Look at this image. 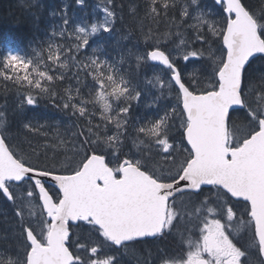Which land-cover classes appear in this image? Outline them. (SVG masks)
Here are the masks:
<instances>
[{
  "label": "snow or ice",
  "instance_id": "6c2138e0",
  "mask_svg": "<svg viewBox=\"0 0 264 264\" xmlns=\"http://www.w3.org/2000/svg\"><path fill=\"white\" fill-rule=\"evenodd\" d=\"M75 3L82 6L84 0H75ZM109 4L111 8L103 9V22L92 24L90 30L75 29L73 44L66 45L64 58L72 57L74 63L83 64V69L75 73L77 82L81 83L79 78L83 72V87L89 88L87 79L91 77L93 83L87 97L79 87L76 96L67 94L66 99L53 91L51 82L68 78L64 72L56 74L58 69L54 67H67L62 62L65 48L59 44L42 43L33 48L34 55L30 58L13 52L0 58V64L7 70L0 71V76L19 85L15 105L18 114L36 106L41 98H47L66 114L86 118V127L73 133L77 139L83 136L79 143L84 148L74 167L41 164L38 154L37 163L33 164L15 150L6 132H0V192L7 200L15 202L11 191L13 183H29L27 196L38 195L42 207L36 222L38 231L33 223L24 221L21 210L16 211L21 219L18 264H114V256L99 257L103 247L127 250L132 244L147 242V238L158 241L173 234L176 223L184 219L183 211L177 207V197L181 203L186 199L196 207L192 229L199 230V238L188 240L186 252L165 259L162 264H248V249L238 246L234 239L244 229L250 234L249 247L256 250L258 257H264V106L253 107L248 99L252 84L248 72L250 58L264 54V9L257 13L241 0H214L222 15L215 24L208 25L203 17L211 13L204 11L202 0H185L183 4L177 0L171 3L170 0H145L139 24L143 47H137L140 37H135L137 43L122 55L117 66L101 59L97 54L99 49L89 44L90 38L98 33L117 31L116 4L114 0H109ZM177 9L182 25L195 32L191 45L181 39L179 45L170 48L171 33L162 37L151 28L143 31L145 21L156 23ZM139 12V7L130 4L131 18L139 19ZM193 20L201 26L199 30L189 23ZM62 23L68 25L66 16L62 15ZM204 26L211 29V36L215 38L212 43L218 42L221 51L210 65L205 62L203 52L195 47L209 43ZM64 31L62 27L59 34L63 36ZM56 35L53 30L52 38ZM134 36V31H128L119 36L117 43ZM193 61L204 62L201 68L207 81L204 87L200 86L201 81L193 83L185 76L187 64ZM126 62L127 69L123 68ZM157 65L166 70L163 77L159 74L141 77L142 68L147 70ZM140 79L145 84L158 86L161 96L165 89L176 94L177 104L171 107V113L165 110L164 116L171 121L179 119L185 145L178 146L161 138L166 123L164 117L156 119L150 127L137 126L141 124L137 108L144 95ZM260 79L264 81V75ZM89 104L100 106L101 119L105 122L103 136L97 135L95 140L92 139L94 128L99 131L100 124L93 126L95 112H89ZM230 109L242 112L244 121L252 129L244 145L233 146L226 139L213 141L205 136V130L212 131L222 122L226 137ZM4 123L5 113L0 112V127ZM110 125L115 126L112 135L107 134ZM23 127L35 131L29 123H24ZM130 130L155 138L159 150L156 154L164 161V166L150 164L151 156L123 152ZM133 140L135 142V137ZM100 143L105 147L101 148ZM213 143L216 157L210 162ZM108 157L113 163H109ZM204 186H208L210 192L215 190L216 198H223L228 204L226 217L209 207L213 200L205 196ZM233 198L245 202L239 216L230 203ZM71 227L82 228L94 239L90 243L81 242L79 238L72 241ZM81 250L86 257L81 255ZM256 264H264V259H258Z\"/></svg>",
  "mask_w": 264,
  "mask_h": 264
},
{
  "label": "trees",
  "instance_id": "16d2710c",
  "mask_svg": "<svg viewBox=\"0 0 264 264\" xmlns=\"http://www.w3.org/2000/svg\"><path fill=\"white\" fill-rule=\"evenodd\" d=\"M204 1L210 8L215 10L219 9V15H222L221 9L218 5L214 4L213 0ZM144 2L145 0H114L117 14V31L114 30L110 34L102 33L96 38L97 47L99 49L98 55L101 59L107 60L110 64L120 66L122 55L137 43L135 37H140V42L137 47H143V38L140 35L139 24L140 20L143 19ZM177 2L183 4L185 0H177ZM241 2L257 13L264 9V0H241ZM130 4H135L140 8V12L137 14L139 19L130 17L128 13ZM121 5H123V8H121ZM64 9L68 10L66 11L67 13H69L70 10H72L70 14L76 13L78 6L75 4V0H0V58L11 50L29 58L30 56L28 55L31 53L32 57L33 48L42 44L40 39L44 38L42 36H44L45 30L48 29L50 25L49 22H52V16H56L57 18L58 14L62 13ZM149 28L162 37L166 33H171L172 38H174L175 35H179V37L181 35L193 40L195 34L192 28H188L187 25H182L179 18V9L175 12H170L166 19H160L156 23L151 20L145 21L143 31L148 32ZM128 31H134L135 36L133 39L120 40L118 44L117 41L119 36L127 34ZM203 31L208 34L210 41L214 39L210 33L205 30ZM198 45L199 44H196V46ZM46 58L45 53V59ZM54 67L57 68L58 66ZM73 68V65L63 71L57 68L58 71L56 74L64 72L68 78L63 82H51L53 84V91L56 92L58 96H62L65 99L67 98V94H71V89L77 93L78 87L84 88L82 83L77 86L73 85L72 79H76H74L76 72L73 73ZM123 68H129V64L127 62L124 63ZM131 68L134 72V61L132 62ZM41 69L43 70V65H41ZM81 69L83 68H79L78 71ZM0 71H7L3 69L2 64H0ZM140 71L142 77L145 69L142 68ZM248 72L249 78L252 81L248 89V99L253 105L258 103L264 106V99H262V96H264V81L260 79L261 75H264V56L253 59ZM81 75L83 76L82 78H84L83 72H81ZM88 79L90 78L88 77ZM139 83H141V79ZM45 86H47V84ZM200 86L204 87V84L201 83ZM25 87H27V85H25ZM17 88H19V85H16L14 81L5 80L3 76H0V112L5 113V123L3 127H0V132H6L15 150L33 164L37 163L36 156L38 154L39 163L41 164H47L50 167L55 166L58 168L74 167L76 162L80 159V156L83 155L84 148H82L79 143V140H83V136L77 139L73 133L79 132L80 127H86V118L78 119V114L77 116H72L70 112L66 114L64 111L54 106L47 98H41L36 106L28 107L22 114H18L15 110V105L18 103ZM66 90L68 91L66 92ZM35 92L36 90H33V94H35ZM85 94L86 90H83V95L86 96ZM97 108V106L93 107L91 104L88 105L89 112H95L93 126L97 123L100 124L99 131H96L94 128L95 134L92 136L94 140L97 135L103 136L105 130V122L101 119V111ZM32 119H38L42 122L41 125L37 124L31 126L35 131H29L23 127L24 123L31 124L30 122ZM165 121L163 133L169 135L168 137H170L171 140L177 138L184 141L183 131L178 125H175V120L171 121L166 117ZM77 125H79V127ZM228 127L229 143H232L233 146H236L237 143L242 144V142L252 134V129L248 126L247 122L244 121L242 112H231V120L229 121ZM109 128L110 130L107 134H111L115 131L113 125H110ZM233 131L239 135L237 142L232 141L231 132ZM131 132L132 130H130V135ZM145 140V144L151 143L150 137L145 136ZM99 146L101 148L105 147L103 143H100ZM130 147L131 146H129V143L126 141L123 144V152H128V148ZM77 152H79V155H77ZM147 152L145 154L140 153V155L151 156L152 161H154L156 156H153L150 150ZM45 157H47V159ZM111 159V157H108L110 164L113 163ZM152 161H150V164H152ZM27 185H29V183H20L17 186L26 188ZM48 187L51 188V186ZM214 191L215 190H212L210 192L209 188H204L205 196H211L213 200V203L209 206L220 208L219 210H224L223 213H226L228 204L225 203L223 198L217 199ZM32 199L35 201V205L38 206L39 219L42 211L39 197L37 195ZM201 199H204V197H201ZM179 200L180 197H177V202ZM230 203L238 216V213L244 211V201L232 199ZM17 210L23 212L24 221L31 222L28 217L30 211L28 203L21 200L17 202V198L15 202L9 201L3 196L2 192H0V264H9L10 261H12V264H18V242L20 239L21 219L16 216ZM178 210L183 211L181 205L178 207ZM195 211H197L196 207L192 204L190 212L183 211V213L189 214ZM187 220L188 219H185V221ZM177 226V231H173V234L167 238L158 241L147 240V242L144 243L130 245L129 248H135L137 251L133 256L138 257L139 262L151 260L153 264H160L165 259L181 254L182 251L186 252L187 241L193 240V238L188 237L193 235V231L196 229L190 230V228H187V226L192 225H186L185 228L181 225ZM179 232H182L184 235L182 236L184 242L179 239ZM69 234L72 241H76L79 238L81 242L90 243L91 239H94L89 238L88 233L82 228L71 227ZM234 239L238 241V245L243 248H246L243 243H247L249 246L251 245L250 234L247 232V229L241 230ZM248 249L250 250L251 248L249 247ZM70 250L74 251L75 249ZM81 255H84L83 250H81Z\"/></svg>",
  "mask_w": 264,
  "mask_h": 264
},
{
  "label": "rangeland",
  "instance_id": "374dc122",
  "mask_svg": "<svg viewBox=\"0 0 264 264\" xmlns=\"http://www.w3.org/2000/svg\"><path fill=\"white\" fill-rule=\"evenodd\" d=\"M76 4V3H75ZM77 5V4H76ZM78 6V5H77ZM104 8H111V5L109 4V0H84V4L82 6H78V10H76V13H71L70 12L72 10L69 11V13H67L66 11H68L67 9H64L62 13L58 14V17L56 18V16H52V22H49V27L48 29L45 30V34L43 39H40L41 43H47V42H51L53 43V45H57L59 44L61 47L65 48V53L62 54V62L65 63L67 65L66 68L63 69H59V67H57L59 70L63 71V70H67L69 67H71L73 65V73L79 70V68H83V64L82 63H74L72 57H68L67 59L64 58V56L66 55L67 52V46H71L73 44V41L75 40V29L79 28V27H84L87 30H90L91 25L94 23H100L103 22L105 19V12L103 11ZM202 8L204 9L205 12H209L212 13L210 15H205L203 17V19L205 21H207L208 25H213L215 24L216 21L219 20L220 15H219V9L215 10L210 8V6H208L204 0H202ZM214 14V15H213ZM62 15L66 16L69 23L67 26H63L62 23ZM117 16V14H116ZM211 16V17H210ZM190 24H193L196 26V30H199V28L201 27L200 25L196 24V21H189ZM219 25L217 24L216 27H218ZM64 27L65 31L63 36H61L60 30L61 28ZM53 30H55L57 32V35L52 38V32ZM203 30H205L206 32L210 33L211 35V29L207 26L203 27ZM179 32V30H178ZM102 34L98 33L96 35H94L93 37L90 38L89 40V44L91 45L92 48H97V41L96 38ZM214 38V37H213ZM184 39L188 42L189 45H191L192 40L189 37H185V36H181L179 37V35H175L174 38H172L173 43L169 45V47L171 48L173 45H179L180 44V40ZM215 39V38H214ZM213 39V40H214ZM40 46V45H39ZM39 46H36V48H38ZM195 47L197 49H199L200 51L203 52L204 57H205V62H207L209 65L213 62V58H219V56L221 55V51H220V45L219 43H212V40H209V43L207 45H204L203 47H201V45L199 44L198 46L195 45ZM10 52H13L15 54H18L20 56V53H17L14 50H11ZM88 52L91 53V48L88 49ZM33 53V52H32ZM98 54V53H97ZM27 55V54H26ZM34 55V53H33ZM25 56V55H24ZM31 57V53L28 55ZM47 57V54H46ZM29 58V57H26ZM83 60V58H81ZM86 62V61H85ZM183 63V61H182ZM204 62H190L187 64V68L185 70V76L186 78H190L191 81L193 83H195L196 81H201V83L204 84V86H206V79L203 77L202 72H201V68L203 66ZM201 66V67H200ZM165 71L163 68L155 66L151 69H147L144 71V76H147L148 78H151L154 74H159L162 77L165 75ZM190 74V76H189ZM83 76H80V81L81 83L84 81V78H82ZM90 79H87V83L89 85V88H91L92 86V80L91 77H89ZM75 79V76H74ZM73 85L77 86L78 83L77 79L73 80ZM165 82L167 83V80L165 78ZM83 84V83H82ZM140 87L144 92L143 98H142V103L141 105L137 108V115L138 118L141 119V124H138L137 126H151V123L154 122L156 119L164 117V119H166V117L164 116L165 110H167L169 113H171V107L177 104V97L175 93H169L167 91V89L164 90V95L161 96L160 92L157 90V87H153L150 84H145L143 79H141V83H140ZM89 88H83V90H86V96L88 95L89 92ZM71 94L76 96L77 93L71 89ZM156 97H160L159 99H155ZM115 103V102H113ZM145 105H151L150 107H145ZM99 111H102L100 106L97 104L96 105ZM257 106H261V104H254L253 107H257ZM140 109V111H139ZM31 126L40 124L41 125V121H39L38 119H32L30 122ZM175 125L179 126V128L183 131V129L180 127V121L179 119L175 120ZM113 129L115 130V126L113 125ZM115 132V131H114ZM111 133L109 135L114 134ZM135 136V142L133 140V135ZM145 136L144 134H139L137 135L135 132H131V135L129 137V139L127 140V142L129 143V146H131L130 148H128V152L126 153H131L133 155L139 156L140 153H146L147 151H151L153 156H156V159L154 161H152V164H156L158 166H164V161L161 159L160 156H158L156 153L159 151L158 148L155 145V138L150 137L151 139V143L149 144H145L146 140H145ZM169 135H166L162 132L161 134V138H167L169 139L170 143H173L175 145L178 146H182L185 145V142L174 138L173 140L170 139V137H168ZM238 134L236 132H231V138L233 142H237L238 141ZM147 147V148H146ZM131 150V151H130ZM148 153V152H147ZM156 154V155H155ZM184 155H186V153H184ZM112 160V159H111ZM29 188V185L25 187H20L17 186L15 184H13V187L11 189L12 193L16 196L17 198V202L18 201H24L26 203L29 204L30 206V211L28 213V217L30 219V221L32 223H34V226L37 227L38 229V225L35 224L38 220V206L35 205V201L32 198H29L27 196V190ZM183 211L186 212H190V208L192 206V203H188V201L185 199L183 201V203H181V200H179L177 202V206L180 207ZM222 206V205H220ZM210 207V206H209ZM214 210L215 213H218L220 215H223L226 217V213H223L224 210H219L220 208H215L213 206H211ZM224 207V206H223ZM223 213V214H222ZM184 214V213H183ZM197 215V211L193 212V213H189V214H184V219L180 220L179 222H177L178 225H181L183 228L186 227V225H192V223L195 222V217ZM185 219H188L187 221H185ZM190 223V224H188ZM187 228L190 230L192 229V226H187ZM184 236L182 234V232H179V239H183ZM188 238H193L192 241H195L196 239L199 238V230L196 229L195 231H193V235H190ZM130 255H135L136 253L134 252V250L132 248H127L126 250Z\"/></svg>",
  "mask_w": 264,
  "mask_h": 264
},
{
  "label": "flooded vegetation",
  "instance_id": "af4514ba",
  "mask_svg": "<svg viewBox=\"0 0 264 264\" xmlns=\"http://www.w3.org/2000/svg\"><path fill=\"white\" fill-rule=\"evenodd\" d=\"M207 188H209V187H207ZM238 214H240V213H238ZM177 225L178 224L176 223V226L173 229L174 232L177 231V228H178ZM147 240H152V239H147ZM243 245H245L247 249L249 248V245L247 243H243ZM132 249L134 250L135 253H137L135 248H132ZM248 252H249V255L246 258L248 261V264H256L258 259H262V257H258V254L254 248H251L250 250L248 249ZM84 256L86 257V253H84ZM107 256H114L116 258L114 261V264H153V262L151 260H149V261L143 260V262H139L138 257L133 256L132 254L130 255L125 249H121L119 251H113V250H110L107 246H105L101 249V251L99 253V257L101 259H104ZM160 264H162V263H160Z\"/></svg>",
  "mask_w": 264,
  "mask_h": 264
},
{
  "label": "water",
  "instance_id": "95a60500",
  "mask_svg": "<svg viewBox=\"0 0 264 264\" xmlns=\"http://www.w3.org/2000/svg\"><path fill=\"white\" fill-rule=\"evenodd\" d=\"M260 56H264V54H255V58L260 57ZM255 58H250V60L252 61ZM159 66H162V65H159ZM233 107H236V106H233ZM230 112H232L231 109H230ZM262 131H264V130H262ZM224 133H225V130L223 128L222 122L216 129H214L212 131L205 130V136L207 138H210L213 141H220V140H223V139H226L228 141V135H227L228 134V128L226 130V137H225ZM248 138L243 141L242 145L245 144V142L248 140ZM185 143H186V140H185ZM215 157H216V151H215V145L213 143V146L210 148V151H209V161L210 162H214L215 161ZM14 183L15 184H19V182H14ZM46 183L48 184V186H52L47 181H46ZM207 187L208 186H204V188H207ZM69 223H74V222H69ZM147 239H151V238H147ZM262 259H264V257H262Z\"/></svg>",
  "mask_w": 264,
  "mask_h": 264
},
{
  "label": "bare ground",
  "instance_id": "6f19581e",
  "mask_svg": "<svg viewBox=\"0 0 264 264\" xmlns=\"http://www.w3.org/2000/svg\"><path fill=\"white\" fill-rule=\"evenodd\" d=\"M212 14V13H211ZM214 15V14H213ZM211 17V16H210ZM34 224V223H33ZM35 224H37V223H35Z\"/></svg>",
  "mask_w": 264,
  "mask_h": 264
}]
</instances>
